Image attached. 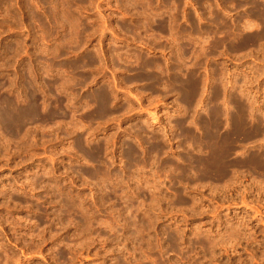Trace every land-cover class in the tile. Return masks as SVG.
Returning <instances> with one entry per match:
<instances>
[{
	"label": "rangeland",
	"instance_id": "obj_1",
	"mask_svg": "<svg viewBox=\"0 0 264 264\" xmlns=\"http://www.w3.org/2000/svg\"><path fill=\"white\" fill-rule=\"evenodd\" d=\"M0 264H264V0H0Z\"/></svg>",
	"mask_w": 264,
	"mask_h": 264
},
{
	"label": "bare ground",
	"instance_id": "obj_2",
	"mask_svg": "<svg viewBox=\"0 0 264 264\" xmlns=\"http://www.w3.org/2000/svg\"><path fill=\"white\" fill-rule=\"evenodd\" d=\"M254 15H255L256 17H262V16H261V13H259V14L256 13V14H254ZM140 68L146 71V69L149 68V65L146 64V63L143 61L142 64L140 65ZM154 79H156V81H154V82L161 81V77H160V76H156ZM98 100H99V101H102L103 99H102L101 97H99ZM217 125H218V123H216V126H217Z\"/></svg>",
	"mask_w": 264,
	"mask_h": 264
}]
</instances>
